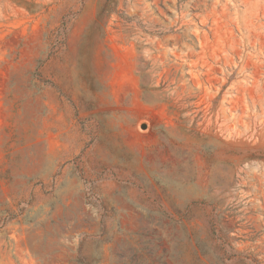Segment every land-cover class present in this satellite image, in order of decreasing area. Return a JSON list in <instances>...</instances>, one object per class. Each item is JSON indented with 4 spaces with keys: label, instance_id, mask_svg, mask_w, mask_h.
Returning <instances> with one entry per match:
<instances>
[{
    "label": "rangeland",
    "instance_id": "1",
    "mask_svg": "<svg viewBox=\"0 0 264 264\" xmlns=\"http://www.w3.org/2000/svg\"><path fill=\"white\" fill-rule=\"evenodd\" d=\"M0 264H264V0H0Z\"/></svg>",
    "mask_w": 264,
    "mask_h": 264
},
{
    "label": "water",
    "instance_id": "2",
    "mask_svg": "<svg viewBox=\"0 0 264 264\" xmlns=\"http://www.w3.org/2000/svg\"><path fill=\"white\" fill-rule=\"evenodd\" d=\"M145 128H146V126H145V125H142V126H141V129H145Z\"/></svg>",
    "mask_w": 264,
    "mask_h": 264
}]
</instances>
